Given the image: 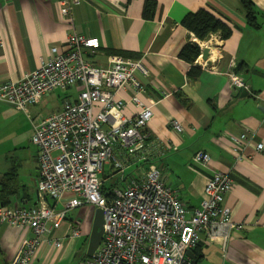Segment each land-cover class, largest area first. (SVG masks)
I'll use <instances>...</instances> for the list:
<instances>
[{"label": "crops", "instance_id": "crops-1", "mask_svg": "<svg viewBox=\"0 0 264 264\" xmlns=\"http://www.w3.org/2000/svg\"><path fill=\"white\" fill-rule=\"evenodd\" d=\"M147 1L152 3L151 17L143 14ZM248 1L249 8L242 0H81L72 7L70 22L56 0H0V84L34 70L41 58L50 56L52 46L63 51L73 31L97 38L98 46L84 54L91 64L106 67L109 57L118 55L139 58L148 70L139 76L144 85L141 99L152 105L153 115L142 129L147 134L144 148L123 163L125 172L155 165L187 214L199 206L214 171L229 174L233 185L224 203L232 220L243 226L232 230L223 246L222 239L210 240L203 232L191 250L194 264H264V0ZM200 9L224 22L229 35L222 38L217 31L200 40L187 30L182 19ZM188 42H202V48L209 49L207 58L197 57L194 63L182 59L180 51ZM191 66L200 68L193 78L188 74ZM230 71L248 88L233 87ZM60 90L29 106L28 113L0 101V182L9 173L15 176L10 204L32 205L44 199L65 209L60 226L41 241L30 264H81L93 219L91 205L65 207L36 188L33 122L78 95L76 87L68 88L63 97ZM130 95L129 89L116 95L126 100V114L133 109ZM50 102L54 108L41 115L36 107ZM171 119L179 121L181 131L170 125ZM245 130L253 138L239 145L236 140ZM198 150L209 153L207 165L193 160ZM104 173L111 178L119 172L107 163ZM106 178L101 176L103 182ZM72 227L80 229L78 237H68ZM30 236L29 227L1 223L0 264H10L22 240ZM56 241L60 246L54 245Z\"/></svg>", "mask_w": 264, "mask_h": 264}, {"label": "built area", "instance_id": "built-area-1", "mask_svg": "<svg viewBox=\"0 0 264 264\" xmlns=\"http://www.w3.org/2000/svg\"><path fill=\"white\" fill-rule=\"evenodd\" d=\"M56 1L60 13L71 22V9L81 0ZM97 46V38L73 31L63 51L52 46L50 56L41 58L34 70L0 84V101L25 113L55 89L78 88L75 101H66L59 110L33 122L31 142L38 150L36 188L43 197L63 201L65 207L87 204L102 209V238L93 255L81 264H193L187 251L198 245L203 232L210 240L222 239L223 246L231 231L243 226L232 220L224 203L232 180L228 173L214 171L204 185L199 206L187 214L155 165L140 168L137 176L126 174L123 163L144 148L147 134L142 129L153 115L152 105L141 99L144 85L139 76H146L148 70L141 59L118 55L110 56L106 67L95 66L84 54ZM198 46L201 58L202 42ZM228 77L233 87L248 88L233 71ZM124 89L131 91L130 114L125 112L126 100L116 97ZM169 123L182 130L178 120ZM252 134L243 131L236 143L250 141ZM256 149L262 150L263 144L257 143ZM193 160L207 165L211 157L198 150ZM107 163L121 174L120 186L111 189V197L101 190L100 175ZM41 202L0 207V224L32 231L10 264H30L41 241L60 226L65 209H56L44 199ZM79 235L80 229L72 227L68 237Z\"/></svg>", "mask_w": 264, "mask_h": 264}, {"label": "trees", "instance_id": "trees-1", "mask_svg": "<svg viewBox=\"0 0 264 264\" xmlns=\"http://www.w3.org/2000/svg\"><path fill=\"white\" fill-rule=\"evenodd\" d=\"M243 4L249 8V1L242 0ZM151 2H146L143 9V14L145 17H151ZM182 25L189 30L193 35L204 40L208 37L210 33L219 31L222 38H225L230 33V28L222 22L220 19L216 18L213 14L207 10L200 9L196 12L187 13L181 21ZM200 54V48L197 43L188 42L184 45L180 51V57L189 63H194ZM200 71V68L196 66H191L188 74L190 77H196ZM104 178L107 175H102ZM14 177L13 173H9L1 182L0 197L3 206L11 205V195L14 194ZM105 182L102 183L101 190L107 197H111V189L117 184V182L106 187Z\"/></svg>", "mask_w": 264, "mask_h": 264}, {"label": "water", "instance_id": "water-1", "mask_svg": "<svg viewBox=\"0 0 264 264\" xmlns=\"http://www.w3.org/2000/svg\"><path fill=\"white\" fill-rule=\"evenodd\" d=\"M208 53H209L208 48H202L201 56L203 59L207 58ZM244 94H241V95H244ZM103 224H104V218H103L102 209L101 208H94L91 230H90V234H89V240H88V244H87V248H86V252H85V255L87 257H90L93 255L95 249L97 248V246L100 243V240H101L102 234H103ZM187 254L190 256V258L192 259V263L194 264L195 261L193 259V255H192L191 250H188Z\"/></svg>", "mask_w": 264, "mask_h": 264}, {"label": "rangeland", "instance_id": "rangeland-1", "mask_svg": "<svg viewBox=\"0 0 264 264\" xmlns=\"http://www.w3.org/2000/svg\"><path fill=\"white\" fill-rule=\"evenodd\" d=\"M69 91H68V88L67 89H61L60 91H58V93H59V95H60V97H63L65 94H67ZM54 106H55V104H53V103H49V104H45V105H41V106H37L36 108L38 109V112L41 114V115H47V113L49 112V111H51L53 108H54ZM139 165V164H138ZM104 167H105V165H104ZM140 168L139 167H137L136 169H135V171L133 172V174L132 175H134V176H137L138 174H139V172H140V170H139ZM129 172L127 171V173L126 174H128ZM103 174H101L100 176H102ZM104 175H106L105 173H104ZM112 176H115L114 178L112 177ZM111 176V178L109 177H107L106 178V180H105V186L106 187H109L111 184H113V183H115V182H117V181H119L120 180V177H121V175H120V173H114L113 175Z\"/></svg>", "mask_w": 264, "mask_h": 264}]
</instances>
